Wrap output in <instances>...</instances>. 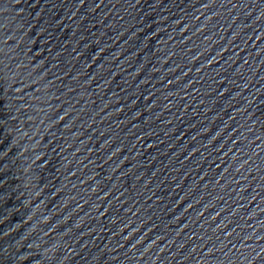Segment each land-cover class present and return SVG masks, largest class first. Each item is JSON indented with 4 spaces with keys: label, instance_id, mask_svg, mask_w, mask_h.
<instances>
[{
    "label": "water",
    "instance_id": "obj_1",
    "mask_svg": "<svg viewBox=\"0 0 264 264\" xmlns=\"http://www.w3.org/2000/svg\"><path fill=\"white\" fill-rule=\"evenodd\" d=\"M264 0H0V264H264Z\"/></svg>",
    "mask_w": 264,
    "mask_h": 264
},
{
    "label": "snow or ice",
    "instance_id": "obj_2",
    "mask_svg": "<svg viewBox=\"0 0 264 264\" xmlns=\"http://www.w3.org/2000/svg\"><path fill=\"white\" fill-rule=\"evenodd\" d=\"M79 2L84 3V0H79ZM253 3H256V0H253ZM261 15H264V12H262Z\"/></svg>",
    "mask_w": 264,
    "mask_h": 264
}]
</instances>
